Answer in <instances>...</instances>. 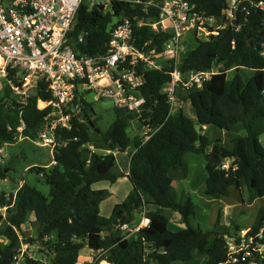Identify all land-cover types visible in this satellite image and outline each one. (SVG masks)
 Listing matches in <instances>:
<instances>
[{
	"label": "trees",
	"instance_id": "1",
	"mask_svg": "<svg viewBox=\"0 0 264 264\" xmlns=\"http://www.w3.org/2000/svg\"><path fill=\"white\" fill-rule=\"evenodd\" d=\"M185 1L195 6L198 15L224 22L222 12L227 0ZM146 2L110 0V9L106 12L103 5L82 4L69 34L74 53L87 56L104 53L110 40L109 31L124 18L131 23L135 47L147 43L148 50H161L171 32H155L148 26L137 25L140 21L158 18L159 10L147 6ZM239 22L238 31L227 26L212 40L195 39L193 50L182 59L179 67L182 73L206 72L214 64L223 67L220 74L212 75L201 88L183 96L182 100L191 105L194 120L182 109L169 115V106L161 91L170 80L172 63L165 62L160 70L136 66V74L145 77L139 90L146 104L139 117L114 110L115 119L102 132L97 127L98 119H91L87 113L91 106L85 104L80 118L73 119L70 130L56 131L60 142L67 144L53 154L54 163L28 168L41 177L49 189L48 196L25 182L8 197L0 193V208H6L5 215L0 214V223H4L0 229L4 240L0 245V264H15L21 244L35 241L23 239L22 226L28 215L36 224V236L40 237L36 241L38 251L47 258V263L23 253L20 264H77L84 248L95 254L91 264H175L190 262L197 256H206L205 264L224 260L227 238H232L240 227L233 225V233H219L194 226L196 206L190 198L184 202L173 199L170 172L185 169L186 154L204 156L207 159L205 197L219 200L229 196L230 188L239 190L242 186L247 192H254L255 197H264V144L260 142L264 135V10L249 8L246 21L239 19ZM233 40L235 46L231 48ZM50 100L43 84L37 86L26 104L16 103L6 88L4 95H0V149L15 143L20 135L35 140L50 110H39L37 103ZM136 118L143 125L160 126L145 143L139 135L129 136V123ZM20 120L24 124L21 132L18 131ZM235 125H241L245 135L231 139L230 147L221 146L220 140L213 143L203 133L204 127L228 132ZM88 144L107 149L109 153H91L85 147ZM129 148L134 151L126 177L134 193L116 204L109 217H104L98 207L100 200L93 198L92 186L102 181L115 183L125 176L116 172L114 153L123 154ZM211 155L221 162L232 160L229 170L210 163ZM6 168L0 160V180L8 177L4 173ZM149 205L154 207L146 212L149 226L130 238L123 237L116 226L121 221L128 225L136 223L142 208ZM168 213L178 215L183 227L171 229ZM261 228H264L263 208L257 211L250 233Z\"/></svg>",
	"mask_w": 264,
	"mask_h": 264
},
{
	"label": "built area",
	"instance_id": "2",
	"mask_svg": "<svg viewBox=\"0 0 264 264\" xmlns=\"http://www.w3.org/2000/svg\"><path fill=\"white\" fill-rule=\"evenodd\" d=\"M87 2L92 7L98 1L0 0V95H4L7 88L16 103L26 104L37 86L45 85L51 100L38 101L42 107L37 103V108L50 110L44 117V126L38 137L31 142L37 147L48 148L51 156L67 144L60 142L56 131L70 130L73 119L80 118L85 104L91 106L87 109L88 113L95 103L107 100L114 110L139 117L146 101L139 90L145 77L136 74L137 65L144 70H160L165 62H171L170 80L161 92L166 97L169 115L182 109L184 95L192 89L201 88L212 75L220 74L223 69L221 64H214L206 72L182 73L179 67L188 47L184 35L192 33L195 39H213L227 26L238 31L239 19L246 21L249 8L264 10L263 0H227L222 12L224 22L219 23L214 18L198 15L195 6L185 0H148L145 3L147 6L159 10L158 18L150 22L140 21L137 25L148 26L155 32H171L170 39L163 42L161 50H148L147 43L140 48L135 47L131 23L124 18L109 31L106 51L87 56L74 53L69 40L77 11ZM234 46L233 40L231 48ZM135 120L141 127V130H135L136 135L143 143L160 128L143 125L138 118L131 120L130 124H134ZM20 125L19 132L24 128L22 120ZM19 138L22 139V136ZM1 154L0 149V160ZM230 162L232 160L221 162L220 169L228 171ZM5 211L6 208H0L2 216ZM149 223L143 207L136 223H121L116 229L123 237L130 238L148 227ZM263 230L261 228L251 234L250 228L243 229L233 234L232 238H227L225 258L217 264H264ZM27 247V243L21 244L15 264Z\"/></svg>",
	"mask_w": 264,
	"mask_h": 264
},
{
	"label": "rangeland",
	"instance_id": "3",
	"mask_svg": "<svg viewBox=\"0 0 264 264\" xmlns=\"http://www.w3.org/2000/svg\"><path fill=\"white\" fill-rule=\"evenodd\" d=\"M93 2H97L94 5H103L104 11H108L110 9V0H92ZM88 5V2L86 4ZM184 39L188 44L187 51L182 55V58L191 50H193L196 41L192 33H188L184 35ZM116 71V69H114ZM39 107L42 106L41 103H38ZM94 110V111H93ZM183 113L194 120V113L191 108L189 102H185L182 108ZM91 119L97 120V127L104 132L107 129L110 122L114 119V109L110 101H103L99 103H95L93 105V109L89 112ZM134 124L129 123V136L132 138L136 135L135 130H141L140 124L137 120L133 121ZM198 128V127H197ZM211 130V129H207ZM206 136H208L213 143H217L218 135L217 133H210L204 130ZM220 133V132H219ZM221 134V133H220ZM221 138V137H220ZM221 141V140H220ZM220 144V143H219ZM222 145V144H221ZM225 145H229V143L225 142ZM1 163L3 167H7V179L0 180V193L4 192L6 196L14 193V191L25 182L29 186L36 188L45 196H48L49 189L43 183L40 176H37L34 172H29L27 168H31L33 165H41V166H50L53 164L52 156L49 153L48 148H42L35 146L30 140L26 138H18L15 143L10 145H4L1 148ZM131 150V149H130ZM210 148L208 149V151ZM101 154V152H98ZM126 157V158H125ZM125 158V160H124ZM128 156H123V154H119L117 156V167L116 172L124 174L128 168ZM123 159V160H122ZM185 169L183 170H171L170 177L174 180L172 182L170 192L173 199L178 202H184L187 198H190L191 201L196 206L195 213L196 218L192 221L194 226H199L203 230H215L220 233H233V225H238L242 230L247 227H251L254 222L256 213L258 208L264 209V198L256 200L254 203H242L240 195L238 194L239 190L231 191V195L228 197H222L219 200H211L204 196V183H205V164L207 159L204 156H197L186 154L183 158ZM124 162V164L122 163ZM231 162L229 163V165ZM119 165V166H118ZM124 172V173H123ZM181 181V183H180ZM99 185L106 186L108 183H101ZM243 188V189H242ZM242 193L244 195H249L250 192H247L242 186ZM241 192V191H240ZM112 193L114 196L118 198L119 201H125L129 196L134 193L133 187L130 182L126 180L118 181V184L112 188ZM255 196V193H253ZM7 196V197H8ZM245 202L251 201V196H244ZM253 198V197H252ZM232 204V210L224 213L225 205ZM223 205V206H222ZM245 205V206H244ZM6 213V211H5ZM4 213V215H5ZM218 215H220V219L218 221ZM168 216L171 217V229L181 228L178 224L177 220L179 216L173 218L171 213H168ZM224 217V218H223ZM218 221V222H217ZM28 226H26L27 229ZM239 232V231H238ZM27 233V232H26ZM30 234H25L24 239L30 238L35 241L32 244H28V248L26 250L28 256L32 258H36L39 254L38 244H37V236L36 231H32ZM0 245L2 243V238L0 237ZM25 244V243H23ZM24 249V248H22ZM25 250V251H26ZM83 251L80 253V258L83 256ZM82 255V256H81ZM95 255V254H94ZM94 257V256H93ZM46 259V258H45ZM91 261V259H90ZM93 263V259L91 261ZM191 262H195L196 264H205V258L201 256H197ZM44 263H47L44 261ZM79 264H82L79 263ZM89 264V263H88ZM181 264V263H178ZM184 264V263H183Z\"/></svg>",
	"mask_w": 264,
	"mask_h": 264
},
{
	"label": "crops",
	"instance_id": "4",
	"mask_svg": "<svg viewBox=\"0 0 264 264\" xmlns=\"http://www.w3.org/2000/svg\"><path fill=\"white\" fill-rule=\"evenodd\" d=\"M229 72V71H228ZM94 111V110H93ZM114 119H115V115H114ZM113 119V120H114ZM113 120L110 122V124L113 122ZM109 124V125H110ZM109 125H108V127H109ZM108 127H107V129H108ZM106 129V130H107ZM207 129H210V128H208V127H204V130L206 131V132H212V133H217V135H218V138H217V140H221V146H224V147H230V140L231 139H233V138H236V137H242V136H244L245 135V132H244V129L242 128V126L241 125H235V126H233V127H231L230 128V130L228 131V132H216V131H213V130H207ZM106 130H104V132L106 131ZM204 130H203V133H204ZM221 137V138H220ZM225 142H227V143H229V145L227 146V145H225ZM260 142L262 143V144H264V135H262L261 137H260ZM87 149L90 151V152H94V153H98V152H101V154H106V153H108L109 152V150H107V149H102V148H96L95 147V145L94 144H88L87 145ZM131 149V150H130ZM133 151H134V149L133 148H129L128 150H126V152L125 153H123V156H128V164H129V158H130V156L132 155V153H133ZM119 154H121V153H114V156H115V158H116V160H117V156L119 155ZM126 158V157H125ZM125 158H124V160H125ZM123 160V159H122ZM123 164H124V162H122ZM119 166V165H118ZM116 167H117V161H116ZM28 169V168H27ZM118 173V172H117ZM124 173V172H123ZM127 173H128V170L123 174V175H125L124 177H119L118 179H117V181L115 182V183H110V182H107V181H102V182H98V183H96V184H94L93 186H92V192H93V198H96L97 200L99 199L100 201H99V203H98V207H99V210H100V215H102V216H104V217H109L110 215H111V212H112V210H113V207L116 205V204H118V203H120L121 201H119L118 200V198L116 197V196H114L113 195V193H112V188L114 187V186H116L117 184H118V181H120V180H128V178L126 177V175H127ZM119 174H121V173H119ZM7 179V178H6ZM5 179V180H6ZM129 181V180H128ZM174 180L172 179V182H173ZM101 183H108V185H106L105 187L104 186H102V185H99V184H101ZM180 183H181V181H180ZM22 184H23V182H22ZM21 184V185H22ZM21 185H19V187L21 186ZM18 187V188H19ZM242 188V187H241ZM239 189V192H238V194L240 195V198H241V201H242V203H245V204H248V203H254L256 200H260V201H262L261 199H263V198H257V197H255L254 196V192H250L249 193V195L247 194V195H244V193H242V189ZM245 188V187H244ZM233 190H235L234 188H230V192H229V196L231 195L230 193H231V191H233ZM246 190V189H245ZM16 191V190H15ZM14 191V192H15ZM241 191V192H240ZM8 196V195H7ZM141 196V199L144 201L145 200V198H144V196H142V195H140ZM244 196H251V201L250 202H245V199L246 198H244ZM173 197V196H172ZM253 197V198H252ZM222 198V197H221ZM223 206V205H222ZM232 206V204H229V205H225L224 207H225V209H224V213L223 214H226L227 213V211H230V210H232L231 208H233V207H231ZM245 206V205H244ZM261 208V207H260ZM260 208H258V210L260 209ZM153 210L154 209V207H152L151 205H149L148 207H145V212H148L149 210ZM257 210V211H258ZM177 215H173V218L174 217H176ZM177 218V217H176ZM224 218V217H223ZM177 220H179V218L177 219ZM181 228L183 227L182 225H180V224H178ZM4 226V223H0V229L2 228ZM26 226H28L27 227V229H26ZM238 226V225H237ZM250 227H247L246 229H249ZM246 229H244V230H246ZM35 231L36 230V224L34 223V221H33V218H32V216L31 215H28L27 216V219H26V222H25V224L22 226V231H23V239H24V235L25 234H30V237L32 236L31 235V233H32V231ZM239 230H242L241 228L239 229ZM27 232V233H26ZM220 233V232H219ZM1 241V240H0ZM3 238H2V243H3ZM28 248V247H27ZM27 251L28 250H26L25 251V253H27ZM84 253H83V256L80 258V256H79V260H78V263L77 264H79V263H81L82 262V264H91L92 262V259H93V256H94V254L88 249V248H84L83 250H82ZM81 253V252H80ZM201 257H204L205 258V263H206V256H201ZM46 257L43 255V254H38V256L36 257V258H33V259H35V260H39V261H42V262H46V260H47V258L45 259ZM22 259V258H21ZM19 260L18 261V263L17 264H20L21 263V261L22 260ZM90 259H91V261H90ZM194 260V259H193ZM99 264H108V263H106V262H101V263H99ZM175 264H178V263H175ZM181 264H183V263H181ZM184 264H196L195 262H186V263H184Z\"/></svg>",
	"mask_w": 264,
	"mask_h": 264
},
{
	"label": "water",
	"instance_id": "5",
	"mask_svg": "<svg viewBox=\"0 0 264 264\" xmlns=\"http://www.w3.org/2000/svg\"><path fill=\"white\" fill-rule=\"evenodd\" d=\"M210 40H212V38H210ZM209 162L219 165L221 163V160L216 159L213 155H211L209 158ZM7 172H8V169H4V173H7ZM122 222L123 221H121L120 223H122ZM39 241H40V237L38 238L37 242H39ZM46 253H48V251H46ZM52 258H53V256H52Z\"/></svg>",
	"mask_w": 264,
	"mask_h": 264
},
{
	"label": "bare ground",
	"instance_id": "6",
	"mask_svg": "<svg viewBox=\"0 0 264 264\" xmlns=\"http://www.w3.org/2000/svg\"><path fill=\"white\" fill-rule=\"evenodd\" d=\"M39 106V105H38ZM42 107V106H41Z\"/></svg>",
	"mask_w": 264,
	"mask_h": 264
}]
</instances>
